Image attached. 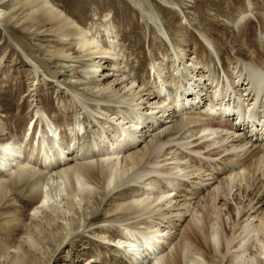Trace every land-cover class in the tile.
<instances>
[{"label": "bare ground", "instance_id": "obj_1", "mask_svg": "<svg viewBox=\"0 0 264 264\" xmlns=\"http://www.w3.org/2000/svg\"><path fill=\"white\" fill-rule=\"evenodd\" d=\"M158 1L169 4L167 0ZM149 8L143 13L169 44L172 56L169 66L163 56L155 59L150 66L151 73L143 79L128 69L108 14L102 39L96 26L80 25L49 0H0L3 43L18 47L27 60L37 77L32 83L33 90L46 84L39 78L46 76L25 49L19 47L16 32L26 38L38 34L57 37L54 49L46 50L50 57L72 60L78 55L88 56L91 65L79 70H75L79 65L69 66L72 77L79 83L92 79L93 85L88 86L87 82L86 88L105 94L117 105L116 111L110 113V107L96 104L93 121L98 129H91L89 142L79 122L70 129L66 141L59 127L40 108L34 111L43 130L37 140H30L34 122L24 129L21 140L15 136L0 138V235L4 237L0 240V255L10 254L7 264H41L43 261L51 264L67 236L75 234L79 228L91 229L112 251H122L129 264H178L177 258L184 264H264V12L253 13L254 8L249 7L235 18L233 23L242 32L247 29L243 23L254 19L260 28L261 46L251 51L249 58H230L231 62L227 56L230 66L220 79L208 64L201 63L187 50V38L181 31L177 29L172 39L153 6ZM184 19L187 22L185 16ZM201 38L221 66L220 51L210 38ZM71 46L77 49L75 57ZM96 71H100L97 77ZM180 77L185 83L181 94H176L173 91ZM36 98L33 94L31 101L38 102ZM89 110L84 107L86 113ZM213 112L219 116L214 118ZM178 117L181 118L179 126L175 125ZM169 123L171 128L166 125ZM3 129L4 123L0 120V130ZM182 130L186 135L178 140L175 136ZM166 135L169 139L159 142ZM155 139L152 153H156V157L147 167H142ZM170 143L179 146L183 155L177 156L176 149H170L169 158L159 161V153L163 154L161 149ZM253 146V159L245 165L242 156ZM185 159L193 163L199 161L201 167L194 166L195 163L188 165ZM133 170L135 173L127 176ZM44 171H53L50 179L55 181L46 178ZM222 174L226 177L221 181ZM256 180L255 188L250 190ZM138 182L137 188L129 187ZM165 182L167 187L161 186ZM91 185L99 189L94 197L88 196ZM213 185L222 190L225 198L238 186V193L232 195L237 212L226 200L207 195L208 210L213 212L224 206V213L230 214L231 227L240 219L235 212L246 214L241 226L243 236L237 247L234 244L237 236L234 233L229 236L231 228L221 234L218 223L208 220L205 227L199 228L203 246L193 245L187 236L181 235L172 248L174 221L180 222L187 213H193L192 200L197 191ZM179 186H183L181 191H178ZM115 191L113 205L104 209L105 214L120 211L139 214L154 207L158 208L161 221L141 228L135 226V222L134 225L124 224L120 236L110 239L107 227L95 226L100 215L96 209L104 203V197ZM17 192L30 201L35 200L30 211L44 213V223L24 224L25 217L17 211V203H13L11 197ZM125 193L128 201L120 200L118 197ZM48 203L51 205L47 208ZM171 217L176 219L171 221ZM19 230L22 236L16 235ZM255 233H261L262 244L259 248L255 246V252H250L249 242ZM215 247L220 248L219 256L214 255ZM83 250L74 253V264H94L90 256L84 258L80 254ZM40 254L47 256L41 259Z\"/></svg>", "mask_w": 264, "mask_h": 264}, {"label": "rangeland", "instance_id": "obj_2", "mask_svg": "<svg viewBox=\"0 0 264 264\" xmlns=\"http://www.w3.org/2000/svg\"><path fill=\"white\" fill-rule=\"evenodd\" d=\"M49 1L52 4H55L56 7L61 9L80 25L89 26V24H93L94 27L96 26L95 29L100 33L102 39L104 25L107 24L105 22V16L108 14L110 16V22L115 29L118 41L117 43L120 45L124 56L123 58L127 63L128 69L130 71H135L136 75L140 78L142 77L143 79L144 77H148L149 72L151 73L150 66L155 59H160L161 56H163L164 62H167L169 66L170 63L168 61L172 56V50L169 44L156 32L155 29H153L154 27L151 25L152 23L143 13L144 10H150L149 7L151 6H153L165 28L167 30L169 29L168 32L170 37L172 39L174 38L177 29L181 31L180 33L187 38V42L185 44L187 46V50L189 52L191 51L192 56L198 59L201 63L208 64L211 72L216 73L220 79L223 77V71L226 72L229 69V62H233V59L230 58L237 57L239 59L245 56L249 58L251 56V51L257 50V48H260L261 46L259 43L260 28L256 22L253 21L254 19L243 23L244 26H247V29H245L246 31L243 32L242 30L238 31L235 27V23L233 22L235 21V18L245 13L249 7L254 8L253 13L264 12V0H167L169 4L161 3L158 0ZM184 16L187 19V22H185ZM1 33L0 25V120L4 123V129L0 130V134L2 136H0V138L5 139L15 136L18 140H21L24 129L26 127L28 129V125L32 122V120H34L30 140H37V137L39 136L38 134L43 130L41 128L42 124L40 120L35 117L34 111L37 108H40L47 113V116L51 119V121H53L54 125L59 127L60 133L66 138V141H68L67 137L70 129L78 122L81 123L86 130L84 135L85 140L88 142L91 141V131L98 129V126H96L93 121V115L96 116L93 113V110H96L95 106L98 104L103 108L108 106L111 110L110 113H112L116 111L115 108L117 105L111 103L113 100L108 98L105 94H98L95 93L94 90L86 88L87 84H90L88 86L93 85L94 81L92 79L88 80V83H79L72 77L73 74L70 72L69 66L79 65L75 68V70H79L83 69L88 64L91 65L92 63L88 56H79L77 49L71 46L74 48H71L72 56L75 57L78 55L79 57L77 56V59L73 58L72 60H65L58 57H50L46 50L51 51L54 49L53 46L57 45L58 42L57 37L49 34H38L37 36L26 38L20 32H16L15 36L19 47L25 49L24 51L27 55L37 65H39L40 69L46 76L39 77L44 79L46 84L37 90H33L34 87L32 83L37 77L34 73H32V68H29L27 60L20 53L18 47H15L12 44L9 46L7 42L3 43L4 38ZM201 36L210 38L216 49L220 51L221 66L215 59L214 53L209 51L207 46L204 44L203 39H200ZM262 49L264 50V43H262ZM226 57L229 58L230 61ZM75 70L73 72H75ZM97 75L98 71H96L95 77H97ZM48 80H56L58 83L55 81L49 83ZM176 83L177 87L173 92L181 94V87L185 83L184 78L180 77L176 79ZM33 94L37 96L36 100L38 102L35 100L31 101ZM84 107L90 110L86 113L84 111ZM180 119L181 118L178 117L177 121H174L177 124L174 122L171 123L179 126L180 121L178 120ZM171 123L166 125L171 128ZM73 129L74 128H72V130ZM184 130H182V132L179 131L175 138L180 140L183 135L185 136L186 132H184ZM168 139L169 136L166 135L163 136V139L159 142H166ZM152 145L153 147L151 152L147 154L142 167H147L148 163L153 161L156 157V153H152L155 150L156 139L153 140ZM256 145L259 146V143L257 142ZM254 148V146L251 147L248 151H246L247 153L245 152L242 156L244 158L243 162L245 161V165L253 159V155L255 153ZM170 149H176L177 156L183 155L181 154L183 150L180 149L179 146L170 143L165 146V149L163 148L161 151L159 150L160 152H163V154L159 153V158L157 159L161 161L164 158H169L170 155H167V153ZM36 157L37 155L35 158ZM198 158L199 157H197L196 160H198ZM185 160L188 165H193L195 163L194 166L201 167V163L199 161L198 163L197 161L193 163L189 162L188 159ZM34 168L35 170L38 169L37 164ZM224 171H226V169ZM134 173L135 170L129 172L127 176ZM44 175L46 178L49 177L50 179L52 178L51 176H54V173L53 171H44ZM225 177L226 175L222 174L219 179L222 181ZM50 180L55 181V179ZM139 182L130 184L131 186L129 187L137 188L139 186ZM257 182L258 180L253 182V186L250 190L255 188ZM167 184L168 183L165 182V184H162L161 186L167 187ZM214 185L201 187L192 200L193 213H187L188 215L186 214L180 222L174 221L175 228L171 231L173 232L172 248L176 242H178L181 235L187 236L191 244L203 246L200 240L199 228L205 227L208 220H210V223L213 221L218 223L219 232L221 234H225L228 229L231 228L229 236L233 233L235 237L237 236L235 239L236 241H234L235 247H237V243L240 242V238L243 236V229L241 226L244 223L242 222L246 219V214L236 213L238 206L235 204L232 196L233 193H238L236 188H238L239 184L232 189V192H228L229 194H227V198L223 195L222 190L216 188ZM241 185L243 184L241 183ZM91 186L92 187H89L87 190L88 196L94 197L99 189L95 187V185ZM181 187L183 188V186H179L178 191L182 189ZM116 193L117 192L115 191L104 197V203L101 204L102 206L99 205L96 209V213H99L100 215H98V219H96L98 223L96 222L97 225L95 226L107 227L106 234L109 235L110 239L120 236L125 228L124 224H135V226L141 228L143 225L151 222L157 223L161 221V215L158 208L156 209L154 207L147 208V210L145 209L144 212L139 214H131L130 211L105 214L104 209H108L113 205L112 201L114 197H116ZM62 194V196H64L65 192ZM209 194H214L216 199L218 197L222 198L233 206L236 211V218H240L237 224L235 223L234 226L231 227L228 219L230 214L224 213V206L222 208L218 207V209L215 208L216 210L213 212L212 210H208L207 195ZM23 195V193L17 192L12 194L11 197L13 199V203H17V206L14 204L18 209L17 211L25 217L23 218L24 224L27 226L34 222L44 223V213H33L30 211L32 206L35 204V200L30 201ZM14 198H16V200ZM118 198L120 200L128 201V194L125 193L121 196V198ZM49 205H51V203H48L46 207L48 208ZM175 219V217L170 218L171 221ZM192 219L194 220V223L192 222ZM57 221L62 222L60 219H57ZM23 230L24 229H22V231ZM22 231L19 230L16 235L22 236ZM2 236L3 235H0L1 241L4 240V237ZM262 240L263 237L261 233H255L249 242L248 251L255 252V248H259V246H261ZM69 242H71V244ZM83 248L84 250L80 251V254H83L84 258L90 256V260L91 262H94V264H129L122 251H112L106 243H103L96 236L95 233H92L91 229L85 230L82 228H79L75 234L67 236L66 243L56 251L54 254L55 259H52L51 264H74V253L76 254L77 251ZM172 248L170 249L172 250ZM219 250V247L214 248L213 251L215 256L220 255ZM12 251L13 249L11 248L9 252L12 253ZM84 251H87L88 254L85 255ZM40 256L41 259H44V256L46 257L47 255L40 254ZM9 258L10 254H1L0 264H7V260ZM176 261L178 264H184L182 259L180 260L177 258ZM43 262L41 264H46L45 261Z\"/></svg>", "mask_w": 264, "mask_h": 264}]
</instances>
